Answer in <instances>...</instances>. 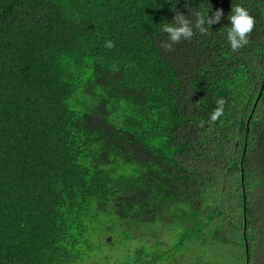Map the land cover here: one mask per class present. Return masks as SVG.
Segmentation results:
<instances>
[{
	"label": "trees",
	"instance_id": "16d2710c",
	"mask_svg": "<svg viewBox=\"0 0 264 264\" xmlns=\"http://www.w3.org/2000/svg\"><path fill=\"white\" fill-rule=\"evenodd\" d=\"M209 7L208 35L165 47L175 11ZM246 252L264 264V0H0V264Z\"/></svg>",
	"mask_w": 264,
	"mask_h": 264
},
{
	"label": "clouds",
	"instance_id": "9594fccd",
	"mask_svg": "<svg viewBox=\"0 0 264 264\" xmlns=\"http://www.w3.org/2000/svg\"><path fill=\"white\" fill-rule=\"evenodd\" d=\"M210 4V3H209ZM211 7L201 11H191V15H185L180 11H175L172 22L162 24L160 31L167 34L169 43L165 47L169 50L173 45L180 43L182 40L190 41L195 35L206 36L211 31V25L219 23L223 16L221 9L216 10L211 16L209 15ZM231 27L227 29L226 39L231 50H237L249 44L248 36L252 32L255 20L249 10L243 5L237 4L232 6L231 13L227 17ZM111 48L113 45H107ZM217 107L212 111L210 119L216 121L224 114L226 101L221 98L216 100Z\"/></svg>",
	"mask_w": 264,
	"mask_h": 264
},
{
	"label": "water",
	"instance_id": "95a60500",
	"mask_svg": "<svg viewBox=\"0 0 264 264\" xmlns=\"http://www.w3.org/2000/svg\"><path fill=\"white\" fill-rule=\"evenodd\" d=\"M243 232H244V229H245V217H244V221H243ZM245 248L247 249V245H246V240H245ZM245 264H248V256H247V252H246V259H245Z\"/></svg>",
	"mask_w": 264,
	"mask_h": 264
}]
</instances>
